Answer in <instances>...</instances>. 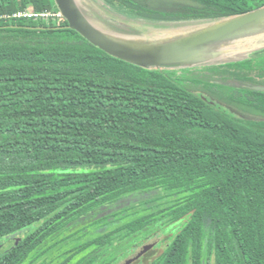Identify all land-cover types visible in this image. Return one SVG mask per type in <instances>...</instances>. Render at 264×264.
I'll list each match as a JSON object with an SVG mask.
<instances>
[{"label":"trees","instance_id":"1","mask_svg":"<svg viewBox=\"0 0 264 264\" xmlns=\"http://www.w3.org/2000/svg\"><path fill=\"white\" fill-rule=\"evenodd\" d=\"M94 1L151 23L264 6ZM26 10L53 14L13 16ZM58 12L0 0V264H116L155 236L164 248L147 264H264V47L174 63L183 78L109 54ZM159 189L174 199L156 204Z\"/></svg>","mask_w":264,"mask_h":264},{"label":"rangeland","instance_id":"2","mask_svg":"<svg viewBox=\"0 0 264 264\" xmlns=\"http://www.w3.org/2000/svg\"><path fill=\"white\" fill-rule=\"evenodd\" d=\"M183 2H190L189 0H179ZM76 3L84 16L90 21L99 30H104L109 35L123 39L126 41L138 39V38H149L157 37L159 41H177L184 37L193 35L197 33L198 28H191L189 26L191 23L188 22H166V23H138L129 20H125L119 17L114 16L111 12L103 8L99 3L94 0H76ZM210 26H203L202 29H208ZM191 30V31H190ZM190 31V32H189ZM153 38H151L152 40ZM161 39V40H160ZM264 47V17L257 19L253 22L245 24L237 29L231 30L227 33L225 37L214 38L206 40L204 42L195 43L194 45H187L183 51L189 52V59L192 60H206L209 58H227L228 56H245L251 52L253 48H263ZM180 48V47H179ZM179 48H177L179 50ZM242 51V52H241ZM244 51V52H243ZM179 52V51H178ZM202 63V62H201ZM174 64V63H173ZM199 64V63H198ZM169 65L166 67L168 69H174V73L177 76L187 78L189 75L185 72L188 68H176L175 64H165ZM193 65V64H192ZM151 66V65H150ZM239 84L238 82H233ZM156 194L162 199L156 200L155 203L164 202L166 200L174 199L175 196H169L167 192L163 189H159ZM148 197L147 195H141L140 198ZM129 200L123 201V206L129 205L134 197L128 198ZM132 199V200H131ZM130 201V202H129ZM125 205V206H126ZM150 205V204H148ZM148 205H140L138 202L136 209H142L143 207H148ZM104 215V212L100 210L94 212L93 214L86 217L80 224L75 228L80 226L88 225L89 229L93 228L91 224L94 221L99 220L100 217ZM93 221V222H92ZM92 222V223H91ZM88 229V230H89ZM171 226L166 228V231H169ZM158 237V236H155ZM153 237V238H155ZM151 238V239H153ZM159 242L161 240L160 237ZM131 239L129 242H132ZM158 242V243H159ZM157 243V244H158ZM8 246V242H4L0 246V250L5 249ZM164 247L159 249L151 250L147 252L142 259V257L133 264H147L155 256H157ZM121 249H124L122 253L126 250L129 251L127 244H122ZM121 253V254H122ZM142 259V261H141Z\"/></svg>","mask_w":264,"mask_h":264},{"label":"water","instance_id":"3","mask_svg":"<svg viewBox=\"0 0 264 264\" xmlns=\"http://www.w3.org/2000/svg\"><path fill=\"white\" fill-rule=\"evenodd\" d=\"M61 14L68 20L69 26L79 31L90 42L100 47L109 54L118 58L124 59L129 62L137 63L140 65H161L182 63L190 64L195 62H203L204 60L189 59L190 53L183 51L185 46L194 45L195 43L204 42L206 40L225 37L231 30L237 29L245 24L253 22L257 19L264 17V6L255 9L246 14L238 17L222 20L219 22L191 23V28H198L201 31L179 39L177 41H159L155 36L149 38H138L130 41L115 38L104 30H99L84 16L78 7L76 0H55ZM104 8V7H103ZM130 21V20H129ZM136 22V21H133ZM138 23H151V22H138ZM156 24V23H152ZM161 24V23H160ZM203 26H210L208 29H202ZM191 31V30H190ZM189 31V32H190ZM151 38H153L151 40ZM161 40V39H160ZM180 47V48H179ZM179 48V50L177 49ZM260 49L253 48L252 50ZM179 51V52H178ZM242 52V51H241ZM244 52V51H243ZM231 57V56H228ZM235 57V56H234ZM215 59V58H214ZM256 89H263V85L253 86ZM159 242V238L155 237L144 242L134 252L127 255L125 258L116 264H133L139 260L144 254L151 251Z\"/></svg>","mask_w":264,"mask_h":264},{"label":"built area","instance_id":"4","mask_svg":"<svg viewBox=\"0 0 264 264\" xmlns=\"http://www.w3.org/2000/svg\"><path fill=\"white\" fill-rule=\"evenodd\" d=\"M53 13L51 12H43V13H36L33 10H26V11H20L18 13L13 14L14 17H18V18H23V17H27V16H49ZM56 15H62L61 12L58 13H54Z\"/></svg>","mask_w":264,"mask_h":264},{"label":"flooded vegetation","instance_id":"5","mask_svg":"<svg viewBox=\"0 0 264 264\" xmlns=\"http://www.w3.org/2000/svg\"><path fill=\"white\" fill-rule=\"evenodd\" d=\"M144 255H145V254H144ZM144 255H143V256H144ZM143 256H142V257H143Z\"/></svg>","mask_w":264,"mask_h":264}]
</instances>
